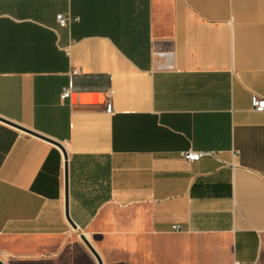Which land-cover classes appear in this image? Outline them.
<instances>
[{"label":"crops","instance_id":"obj_1","mask_svg":"<svg viewBox=\"0 0 264 264\" xmlns=\"http://www.w3.org/2000/svg\"><path fill=\"white\" fill-rule=\"evenodd\" d=\"M254 95L264 0H0V117L66 148L78 227L61 149L0 121V258L50 264L78 233L104 264H264Z\"/></svg>","mask_w":264,"mask_h":264},{"label":"water","instance_id":"obj_2","mask_svg":"<svg viewBox=\"0 0 264 264\" xmlns=\"http://www.w3.org/2000/svg\"><path fill=\"white\" fill-rule=\"evenodd\" d=\"M0 121L5 123V124H8L10 126H13V127L17 128V129L21 130L22 132H25V133L29 134V135H32V136L38 137V138H40L42 140H45V141H47V142H49V143H51V144H53V145H55V146H57L58 148L61 149V151L63 152L64 158H65V161H66V163H65V190H66L65 213H66V218H67L69 224L71 225V227L74 230H78L77 225L73 222V220L70 217V213H69V167H68V153H67L66 148L60 142H57V141H55V140H53L51 138H48L46 136H43L41 134H38L36 132H33V131L28 130L26 128H23V127L15 124V123L9 121V120H6V119L0 117ZM80 237L83 240V242L85 243V245L87 246V248L94 255V257L96 258L98 264H104L101 256L98 254V252L92 246V244L89 242L87 237L84 234H81ZM0 264H6V263L0 258Z\"/></svg>","mask_w":264,"mask_h":264},{"label":"built area","instance_id":"obj_3","mask_svg":"<svg viewBox=\"0 0 264 264\" xmlns=\"http://www.w3.org/2000/svg\"><path fill=\"white\" fill-rule=\"evenodd\" d=\"M57 21L61 27H68L71 23H76L79 21V18L69 16V15H64V14H59L57 15ZM72 95V88L71 86H68L64 88L61 98L63 100H67L71 97ZM252 108L256 112H262L264 113V98L254 95L251 100ZM106 111L109 113H112V105L107 104L106 106ZM212 155L211 153H205V152H199V151H194L190 150L188 152L184 153V159L189 162H197L200 161L203 157Z\"/></svg>","mask_w":264,"mask_h":264},{"label":"rangeland","instance_id":"obj_4","mask_svg":"<svg viewBox=\"0 0 264 264\" xmlns=\"http://www.w3.org/2000/svg\"><path fill=\"white\" fill-rule=\"evenodd\" d=\"M75 239L78 241L80 246H75L73 249H67L65 253H70L69 256H61L59 260L56 262H52L50 264H98L96 258L91 253V251L87 248L85 243L80 237V234L75 233ZM84 248L87 255L82 253V249ZM3 259V258H1Z\"/></svg>","mask_w":264,"mask_h":264}]
</instances>
